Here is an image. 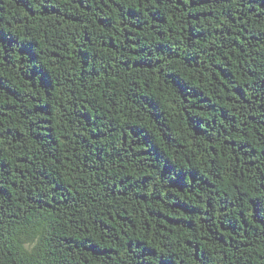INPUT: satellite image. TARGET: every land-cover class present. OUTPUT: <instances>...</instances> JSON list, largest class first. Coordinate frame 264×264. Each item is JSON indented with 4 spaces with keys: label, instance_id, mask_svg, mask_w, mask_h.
Here are the masks:
<instances>
[{
    "label": "trees",
    "instance_id": "1",
    "mask_svg": "<svg viewBox=\"0 0 264 264\" xmlns=\"http://www.w3.org/2000/svg\"><path fill=\"white\" fill-rule=\"evenodd\" d=\"M0 264H264V0H0Z\"/></svg>",
    "mask_w": 264,
    "mask_h": 264
}]
</instances>
